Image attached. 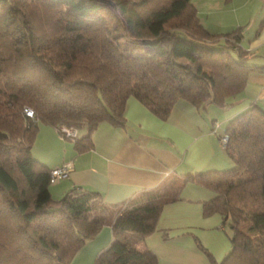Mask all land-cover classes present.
<instances>
[{
    "label": "trees",
    "instance_id": "1",
    "mask_svg": "<svg viewBox=\"0 0 264 264\" xmlns=\"http://www.w3.org/2000/svg\"><path fill=\"white\" fill-rule=\"evenodd\" d=\"M241 37L210 34L191 0H0V264H70L106 222L92 217L103 208L93 192L52 199L50 170L30 152L40 123L84 130L87 143L100 124H123L132 97L161 119L178 100L224 106L257 69ZM225 134L234 168L186 178L215 193L204 213L230 229L220 264H264V112L251 106ZM168 201L144 193L111 221L113 232L144 239ZM94 264L158 263L124 238Z\"/></svg>",
    "mask_w": 264,
    "mask_h": 264
},
{
    "label": "crops",
    "instance_id": "2",
    "mask_svg": "<svg viewBox=\"0 0 264 264\" xmlns=\"http://www.w3.org/2000/svg\"><path fill=\"white\" fill-rule=\"evenodd\" d=\"M191 3L210 34L241 29L238 46L248 54V65L257 69L249 74L242 92L224 106L208 102L197 109L178 100L161 119L129 98L121 126L102 123L87 143L82 140L84 130H77L86 146L80 151L56 128L39 124L30 149L32 158L49 170L71 166L66 179L51 184V193L65 195L80 188L95 193L103 206L92 217H103L105 224L70 264H94L101 252L124 238L134 241L136 250L152 252L158 264H220L231 251L227 222L219 214L204 213V204L215 193L186 177L231 171L234 164L220 142L228 123L251 106L264 112V0ZM146 192L169 199L154 231L142 240L131 232L114 233L111 221Z\"/></svg>",
    "mask_w": 264,
    "mask_h": 264
},
{
    "label": "built area",
    "instance_id": "3",
    "mask_svg": "<svg viewBox=\"0 0 264 264\" xmlns=\"http://www.w3.org/2000/svg\"><path fill=\"white\" fill-rule=\"evenodd\" d=\"M24 114L28 118H32L33 117V111L31 109L25 108L24 109ZM56 130H57L58 134L61 137H64V138H70V139L72 138V139H74V138H76V136L78 134V131L76 129H72V128H69V127H68V130H63V128H61L59 126ZM228 139H229L228 135H226V134H224L221 137V145L224 148H225V145L228 142ZM70 171H71V166L69 164H65V165H63L61 167L51 169L50 172H49V174H50V183L54 184V183L58 182L59 180L66 179L68 177Z\"/></svg>",
    "mask_w": 264,
    "mask_h": 264
},
{
    "label": "rangeland",
    "instance_id": "4",
    "mask_svg": "<svg viewBox=\"0 0 264 264\" xmlns=\"http://www.w3.org/2000/svg\"><path fill=\"white\" fill-rule=\"evenodd\" d=\"M61 128H63V130H68V126H66V125H61L60 126ZM67 127V128H66ZM66 132V131H65ZM76 133V132H75ZM227 135V134H226ZM76 136V135H75ZM62 138H64V137H62ZM78 138V134H77V136H76V138H74V139H77ZM64 139H70V138H64ZM72 139V138H71ZM74 139H72V140H74ZM220 142H221V139H220ZM228 143V142H227ZM227 146V144L225 145V147ZM52 186L53 185H51L50 186V194H51V197H52V199L53 200H58V199H60L61 197H63V195L64 194H60V195H56V194H54L53 193V191H52V193H51V189L53 190V188H52ZM247 228H248V225H242V227L240 228L241 229V231H243L244 233H247Z\"/></svg>",
    "mask_w": 264,
    "mask_h": 264
}]
</instances>
